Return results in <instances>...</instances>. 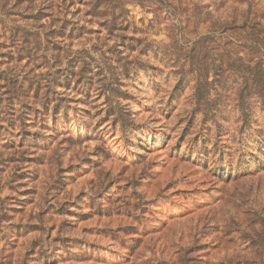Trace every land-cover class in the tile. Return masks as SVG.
<instances>
[{
    "label": "rangeland",
    "instance_id": "rangeland-1",
    "mask_svg": "<svg viewBox=\"0 0 264 264\" xmlns=\"http://www.w3.org/2000/svg\"><path fill=\"white\" fill-rule=\"evenodd\" d=\"M5 75L0 264H264V0H0Z\"/></svg>",
    "mask_w": 264,
    "mask_h": 264
},
{
    "label": "trees",
    "instance_id": "trees-1",
    "mask_svg": "<svg viewBox=\"0 0 264 264\" xmlns=\"http://www.w3.org/2000/svg\"><path fill=\"white\" fill-rule=\"evenodd\" d=\"M92 1V0H91ZM21 34V36H20V38L19 37H15L14 36V39H13V41L14 42H20V43H22V44H26L27 46L29 45L30 47H29V49H27V51H26V55H27V53H28V55H33V54H35V53H38V51L41 49L42 51H48L49 49L47 48V46H44L43 45V43H42V41H41V38H40V32H36V33H32L31 35H28V34H22V33H20ZM45 36H47V35H45ZM13 36L11 35L9 38H12ZM50 37H52L51 35H50ZM17 44V43H16ZM21 47V46H20ZM16 49H18L19 48V46L18 45H16V47H15ZM21 50H23V48L21 47L20 48ZM33 49V50H32ZM31 52H33V54H31ZM27 55V57H29ZM6 77V78H5ZM5 77H2V78H0V82L2 81V82H5L6 81V79H7V77L8 76H6L5 75ZM7 86H9L10 88L7 90V91H5L4 92V95H6V96H8V94H10V92L12 91V90H15V87L17 88V86H18V79L17 78H14V77H11V79H9L8 81H7ZM36 93V92H35ZM46 92H43L42 94L44 95ZM45 100H47V98H45Z\"/></svg>",
    "mask_w": 264,
    "mask_h": 264
}]
</instances>
